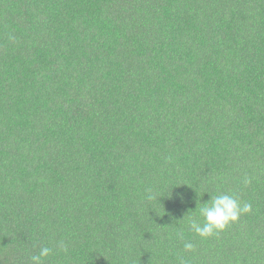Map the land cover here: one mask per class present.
I'll return each instance as SVG.
<instances>
[{"label":"trees","instance_id":"trees-1","mask_svg":"<svg viewBox=\"0 0 264 264\" xmlns=\"http://www.w3.org/2000/svg\"><path fill=\"white\" fill-rule=\"evenodd\" d=\"M222 193L251 211L190 231ZM45 246L264 264V0H0V264Z\"/></svg>","mask_w":264,"mask_h":264},{"label":"clouds","instance_id":"clouds-1","mask_svg":"<svg viewBox=\"0 0 264 264\" xmlns=\"http://www.w3.org/2000/svg\"><path fill=\"white\" fill-rule=\"evenodd\" d=\"M249 182V181H246ZM159 196L151 189L146 192V199L148 201L157 200ZM251 204L241 202L238 197L228 194H219L212 196L202 205L197 203L194 210V215L187 217V227L190 231L194 232L201 238H209L217 235L219 232L225 230L232 222L239 219L242 214L251 211ZM199 218H203V222ZM177 238L183 239V232L180 229L176 231ZM60 249L67 251V246L61 242ZM195 244L191 241L185 240L183 249L185 252H194ZM53 249L50 247H43L39 250L38 254L32 255L30 260L32 264H44V258L50 256ZM180 264H189V262L180 257Z\"/></svg>","mask_w":264,"mask_h":264}]
</instances>
